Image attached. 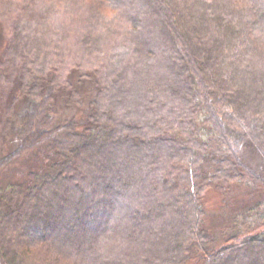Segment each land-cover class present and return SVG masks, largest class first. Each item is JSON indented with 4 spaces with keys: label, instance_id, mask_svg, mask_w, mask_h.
Instances as JSON below:
<instances>
[{
    "label": "trees",
    "instance_id": "trees-1",
    "mask_svg": "<svg viewBox=\"0 0 264 264\" xmlns=\"http://www.w3.org/2000/svg\"><path fill=\"white\" fill-rule=\"evenodd\" d=\"M8 1L0 93L12 96L2 128L18 142L0 152V175L30 153L47 167L0 195L2 260L186 264L197 255L202 264H264L263 199L244 206L219 248L205 224L209 190L251 183L264 190V75L243 48L264 33L259 19L240 39L239 14L222 12L220 0ZM256 9L264 18V5ZM54 13L66 25L82 17L84 33L113 26L111 44L123 52L114 53L110 71L74 63L78 71L68 74L62 60L27 47L28 36L59 46L64 25L51 27ZM88 81L95 92L84 97L80 86ZM15 91L25 94L21 112ZM60 96L72 110L88 100L85 119L62 111ZM122 217L132 240L115 255L107 243L126 229Z\"/></svg>",
    "mask_w": 264,
    "mask_h": 264
},
{
    "label": "rangeland",
    "instance_id": "rangeland-1",
    "mask_svg": "<svg viewBox=\"0 0 264 264\" xmlns=\"http://www.w3.org/2000/svg\"><path fill=\"white\" fill-rule=\"evenodd\" d=\"M201 2L200 0H198ZM219 1V0H218ZM91 0H88V3ZM223 3L221 7V11H225V13H229L230 15H235L234 17L231 16L232 19L237 17V13L241 21L237 20L238 27H245L244 32L241 33V37H244L243 34L246 32H250L252 25L251 23L254 22L256 19L258 20L259 24L258 27L260 30L263 29L264 31V18L259 17V11L256 9L258 6L264 5V0H220ZM201 4V3H200ZM199 4V6H200ZM10 3L8 0H0V57L5 56V51L7 47V39L4 36L2 31V27H4L6 17L2 16L4 11L9 9ZM202 5V4H201ZM99 9L103 12V15H107L108 18H112L111 15L112 11L109 7L102 6ZM109 14V15H108ZM51 17V14H50ZM53 17V14H52ZM77 19V23H69L66 25L64 19L59 20V16L57 13H54L53 21L51 27L55 29V25L62 24V35H60L59 40L57 39L56 45L53 42H48L44 38H37L36 36H28L26 40L28 44V48H31L32 51L38 53V56H42V58L50 59V60H59V62H63L61 67L66 70L68 74L72 69L78 71L77 66L74 63L80 64L82 68L90 69L94 64L99 67L105 69V71H110L109 68L112 66L111 61L114 59L115 54L117 53L119 57L123 50H118L112 42H115L117 37V33L113 26H108L106 30L102 32H89L84 33L79 30L78 22L81 23L82 17ZM5 21V22H4ZM64 21V22H63ZM118 23V22H117ZM120 23V22H119ZM5 24V25H4ZM77 24V25H76ZM115 25V23H112ZM242 25V26H241ZM60 27V28H61ZM115 27V26H114ZM50 28V27H48ZM46 27L45 30L48 29ZM53 29V31H54ZM122 34V33H121ZM126 37V35H124ZM30 38V39H29ZM115 38V39H114ZM259 42L257 43H249L251 45L243 47L245 51L250 54L252 57V61L254 62V69L256 72L264 75V33L261 37H259ZM234 44H237V40L233 41ZM138 58L144 57V50L142 49L139 51ZM115 53V54H114ZM132 63L129 60L123 63V66H129ZM144 63V62H143ZM74 65V66H73ZM72 67V68H71ZM71 68V69H69ZM151 74L152 72L149 71ZM105 74H108V72ZM104 74V75H105ZM108 76V75H105ZM75 77V75H74ZM81 90L83 91L82 94L85 96H91L95 92V85L92 81L85 82L82 86H80ZM17 100L14 106V110L17 112H21L25 105V94H22L19 91H15ZM11 94H5L4 92L0 93V152H8L15 148L18 140L16 138V134L13 131H5L2 128V113L3 105L6 101H11ZM64 96V95H63ZM63 96L58 98V102L62 107V111L66 113L73 114L74 110L71 107L66 108L63 105ZM134 95H131L129 99L130 104H132V98ZM118 104H122L118 100ZM64 107L66 109H64ZM88 112V100L87 105L83 108H78L75 110L76 115H78L79 119H85V116ZM12 142V143H10ZM46 160L45 158H43ZM47 166H44V161L41 160L39 154H34V156L30 154L18 159L11 165L5 167L4 171L0 175V195L3 193H8L11 191L12 186H21V185H28L31 183L30 175L28 172L31 170H38L44 169ZM256 199H263L262 200V207L264 206V190L258 189L257 186L253 183L251 185L242 184L239 185V188L236 187L235 190H231L227 193L221 194L217 190H209L206 198H205V205L207 208V215L205 217V224L210 231L215 235V241L213 243V248H219L222 246L226 238L230 235L231 231H233V226L236 223V219L242 215V211L244 206L255 202ZM1 203L3 200L0 201ZM167 207V205H166ZM182 223L184 220H180ZM255 219L253 216H249L248 222L252 225L256 224ZM121 223L126 225L125 227L120 230V235L115 240L116 241H107V247L110 248L114 254H118L126 246H130L131 238L130 236L127 237L125 231H129L131 228V224L129 223L128 219L122 217ZM175 221H170V226H177ZM260 228H256L254 232L260 231ZM131 239V240H130ZM0 264H7L4 260H2L0 255ZM186 264H202V259L199 258L197 255H192L191 258L187 261Z\"/></svg>",
    "mask_w": 264,
    "mask_h": 264
}]
</instances>
